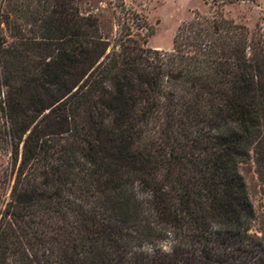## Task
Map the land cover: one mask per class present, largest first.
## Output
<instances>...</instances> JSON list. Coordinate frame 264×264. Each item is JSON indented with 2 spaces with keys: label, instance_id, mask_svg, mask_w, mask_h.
Instances as JSON below:
<instances>
[{
  "label": "trees",
  "instance_id": "obj_1",
  "mask_svg": "<svg viewBox=\"0 0 264 264\" xmlns=\"http://www.w3.org/2000/svg\"><path fill=\"white\" fill-rule=\"evenodd\" d=\"M133 36L78 0H0L20 157L0 264H264L241 172L253 162L264 195V30L218 12L170 52Z\"/></svg>",
  "mask_w": 264,
  "mask_h": 264
},
{
  "label": "rangeland",
  "instance_id": "obj_2",
  "mask_svg": "<svg viewBox=\"0 0 264 264\" xmlns=\"http://www.w3.org/2000/svg\"><path fill=\"white\" fill-rule=\"evenodd\" d=\"M83 14L99 17L104 33L114 39L128 28L137 40L146 41V46L162 52L174 49L176 35L180 27L198 13L215 15L222 12L255 30L259 25L264 30V0H78ZM6 34L5 25L2 24ZM4 92L0 94L3 101ZM7 120H0V212L4 211L10 198L20 157L12 153V147L5 136ZM241 172L247 182L249 194L254 204L257 219L251 232L261 235L264 226V195L262 185L253 162L243 165ZM170 239L160 245L169 250Z\"/></svg>",
  "mask_w": 264,
  "mask_h": 264
},
{
  "label": "clouds",
  "instance_id": "obj_3",
  "mask_svg": "<svg viewBox=\"0 0 264 264\" xmlns=\"http://www.w3.org/2000/svg\"><path fill=\"white\" fill-rule=\"evenodd\" d=\"M146 247H148V246H146ZM165 250H167V249H165Z\"/></svg>",
  "mask_w": 264,
  "mask_h": 264
}]
</instances>
